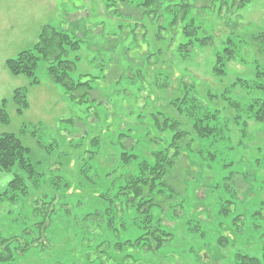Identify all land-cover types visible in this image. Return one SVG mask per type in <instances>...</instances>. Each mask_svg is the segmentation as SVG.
I'll use <instances>...</instances> for the list:
<instances>
[{"label":"rangeland","instance_id":"rangeland-1","mask_svg":"<svg viewBox=\"0 0 264 264\" xmlns=\"http://www.w3.org/2000/svg\"><path fill=\"white\" fill-rule=\"evenodd\" d=\"M141 2L115 0L108 9L106 0H0V135L20 141L45 173L42 190L68 204L49 228L61 248L48 239L42 249L19 251L12 264H237V255L264 264V122L248 123L241 135L235 112L215 101L209 106L228 132L198 139L187 116L193 107L201 110L182 87L186 81L202 97L221 95L235 78H252L254 65H264L252 40L264 31V0H161L156 12L143 15ZM44 25L78 41L67 57L76 66L72 79L96 78L89 84L94 91L79 90L72 99L50 81L42 61L34 71L37 85L9 73L5 61L32 47ZM228 42L235 58L219 79L212 65ZM18 88L25 109L13 99ZM237 91L231 96L245 104ZM159 114L178 120L193 142L168 171L166 187L155 192L151 212L170 236L154 250L145 240L134 244L140 231L130 223L120 228L117 216L106 226L96 196L115 193L138 161L169 144L172 134L160 131ZM93 135L101 144L88 142ZM128 150L136 158L122 162L120 153ZM15 172L0 171V194ZM50 177L56 189L46 184ZM18 200L16 206L0 202V236L19 238L11 247L33 237L24 227L41 222L38 211L31 215L30 199Z\"/></svg>","mask_w":264,"mask_h":264},{"label":"trees","instance_id":"trees-1","mask_svg":"<svg viewBox=\"0 0 264 264\" xmlns=\"http://www.w3.org/2000/svg\"><path fill=\"white\" fill-rule=\"evenodd\" d=\"M112 1L115 3V0ZM112 1L106 0L108 9L112 6L110 3ZM160 5L161 0H142L138 9L141 10V15H143L151 10L156 12ZM240 5L241 7L244 6L243 2ZM175 22L176 18L173 20V23ZM252 40L258 45V49L264 52V31L252 36ZM226 44L223 51L215 55L212 65V72L219 79L226 77V74H228L226 64L235 58L233 44L231 42ZM78 48V41L74 40L66 31L51 25H44L32 47L19 52L14 58L7 59L5 66L12 76L24 75L30 79V84L37 85L38 81L34 76V71L37 63L42 61L46 66V74L50 81L61 85L73 99V94L79 90H87L88 93L94 91L89 84L96 79L87 80V75H79L76 79H72V75L76 72V66L74 61L67 59V57L68 52L76 51ZM251 77L250 79L237 77L221 95L208 91L205 97L196 93V88L192 83L182 82L183 93L190 95L192 99L190 101H194L195 106H199L201 110L196 112L193 107V110H190L187 116L193 131L196 133V138H223L224 134L228 132L224 121H219L218 111L209 106L210 103L219 100L224 101L235 112L234 123L241 135L246 134L248 123L258 124L264 122V65L255 64ZM235 89L238 90L237 94L239 96L247 97L245 104H241L238 99L231 96L232 93H236ZM13 99L18 109H25L28 105L25 93L20 88L14 90ZM176 109L180 113L184 111L187 113V109L185 110L182 107L177 108L176 106ZM206 113L208 115H205ZM154 118L157 123L162 125L160 126L162 133L168 129L172 134L169 144L161 146L163 147L162 150H158V148L157 150H151L148 152L147 158L138 161L134 172L132 170L125 175L122 179L123 182L119 184L115 193L109 195L108 192L107 195H103L104 193L99 191L96 197L100 198L102 202L98 206L99 208L102 207L105 213L104 224L106 226H111L114 217L117 216V225L120 228L126 229L127 224L130 223L134 230L140 231L138 237L133 241L134 244H139V247L145 246V244L140 243V241L145 240L147 241L146 245L150 244L148 247L155 250L162 246L163 242L170 236L162 228L161 220L155 219L151 212L156 204L155 192L160 191L158 187H166L165 181L168 171L174 166L176 158L181 156L185 149H190L193 139L186 131L182 130V124L178 120H172L160 114L155 115ZM215 120H218L219 123H216ZM84 136L82 135L81 138H84ZM126 137L130 139V137ZM99 138V135H93L88 142L101 144ZM156 140L160 143V139ZM27 154L28 150L22 146L14 135L8 133L0 135V171L9 172L16 169L7 184V189L0 194V202H9L11 206H16L18 205V199L23 197L25 200L30 199L31 215L36 214L38 211L41 216L40 223H33L22 229L24 235H32L33 237L29 240H23L22 243H18L19 245L15 244L14 247H11V243L16 242L19 239L18 237L0 236V261L7 262L6 264H12L14 256L19 251L21 253L27 252L35 246L42 249L49 240H52L53 243L56 242L53 245L58 246L57 235L56 233H50L49 228L52 218H57L56 215L61 210L60 208L68 206L56 196H49L46 191L42 190V185L46 180L45 173L34 168L35 166L30 162ZM120 158L122 162L130 163L136 156L128 150L120 153ZM46 184L51 187L55 185L54 189H56L59 183H57L55 177H50L47 179ZM2 197L4 200H1ZM103 212L98 209L96 213L102 215ZM67 213H69V209L64 210L62 215L65 217ZM29 221L32 220L29 219ZM33 227L38 228L35 234L31 230ZM126 242L131 243L130 241ZM237 258V264H261L255 257L237 255Z\"/></svg>","mask_w":264,"mask_h":264}]
</instances>
